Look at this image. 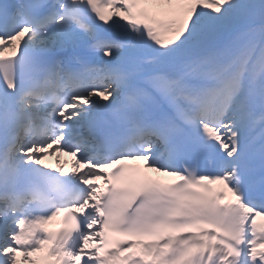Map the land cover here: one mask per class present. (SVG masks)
Segmentation results:
<instances>
[{
	"label": "snow or ice",
	"instance_id": "1",
	"mask_svg": "<svg viewBox=\"0 0 264 264\" xmlns=\"http://www.w3.org/2000/svg\"><path fill=\"white\" fill-rule=\"evenodd\" d=\"M0 264H264V0H0Z\"/></svg>",
	"mask_w": 264,
	"mask_h": 264
}]
</instances>
